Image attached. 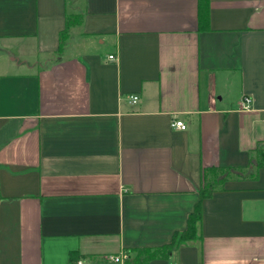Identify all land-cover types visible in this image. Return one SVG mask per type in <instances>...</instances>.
Wrapping results in <instances>:
<instances>
[{"label": "crops", "instance_id": "1", "mask_svg": "<svg viewBox=\"0 0 264 264\" xmlns=\"http://www.w3.org/2000/svg\"><path fill=\"white\" fill-rule=\"evenodd\" d=\"M258 145L264 0H208L205 19L198 0H0V264L163 245L209 166L254 176L202 200L200 239L146 264H264Z\"/></svg>", "mask_w": 264, "mask_h": 264}, {"label": "trees", "instance_id": "2", "mask_svg": "<svg viewBox=\"0 0 264 264\" xmlns=\"http://www.w3.org/2000/svg\"><path fill=\"white\" fill-rule=\"evenodd\" d=\"M200 19L207 18L208 0H198ZM81 20L79 15L68 16L65 21L64 28L59 34V47L64 43L67 36V30L70 26L78 24ZM260 162L256 167L264 165V148L259 149ZM243 168L225 167V166H209L202 169L201 182L198 190L199 199L195 203L193 210L187 216L186 228L181 231L173 232L169 242L157 247H139L135 249V255L131 261L125 264H146L149 260L155 258H165L178 249L182 245H186L191 241L200 239L198 227L202 218V200L208 197L213 191L222 189L224 182L232 177H253L254 175L239 174L238 170ZM236 172V173H234ZM226 173L224 176L219 177ZM219 174V175H218Z\"/></svg>", "mask_w": 264, "mask_h": 264}, {"label": "built area", "instance_id": "3", "mask_svg": "<svg viewBox=\"0 0 264 264\" xmlns=\"http://www.w3.org/2000/svg\"><path fill=\"white\" fill-rule=\"evenodd\" d=\"M109 58L113 59V55H109ZM128 100L130 103H136L138 101L137 94H129ZM252 99L249 96L243 98V108L251 107ZM171 126L175 128L184 129L186 126L182 120L174 119L171 121ZM132 255L130 251L121 249L115 253H104L94 257L79 258L72 264H125L131 261Z\"/></svg>", "mask_w": 264, "mask_h": 264}, {"label": "rangeland", "instance_id": "4", "mask_svg": "<svg viewBox=\"0 0 264 264\" xmlns=\"http://www.w3.org/2000/svg\"><path fill=\"white\" fill-rule=\"evenodd\" d=\"M260 148H264V147H261L260 145H258V147L256 148V152H255V155H254V159H253V161H252V164H254L255 166L260 162V159H259V152H260ZM249 171V172H248ZM238 172H239V174H242V176H244V175H251L253 172L251 171L250 172V170H248V169H240V170H238ZM234 173H236V172H234ZM226 173H223L222 175H219V177H222V176H224Z\"/></svg>", "mask_w": 264, "mask_h": 264}]
</instances>
